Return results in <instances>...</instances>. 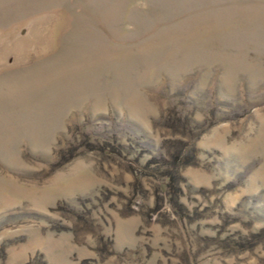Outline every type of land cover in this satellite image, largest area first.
<instances>
[{"label": "rangeland", "instance_id": "1", "mask_svg": "<svg viewBox=\"0 0 264 264\" xmlns=\"http://www.w3.org/2000/svg\"><path fill=\"white\" fill-rule=\"evenodd\" d=\"M1 181L0 264H264V0H0Z\"/></svg>", "mask_w": 264, "mask_h": 264}, {"label": "bare ground", "instance_id": "2", "mask_svg": "<svg viewBox=\"0 0 264 264\" xmlns=\"http://www.w3.org/2000/svg\"><path fill=\"white\" fill-rule=\"evenodd\" d=\"M2 182H3V181L0 182V189H1L2 187H4ZM4 185H5V183H4ZM0 192H2V190H1Z\"/></svg>", "mask_w": 264, "mask_h": 264}]
</instances>
